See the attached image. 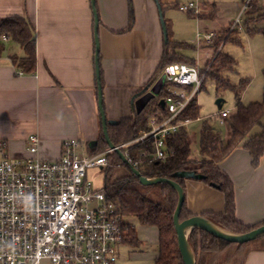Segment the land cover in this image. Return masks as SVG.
Wrapping results in <instances>:
<instances>
[{"label": "crops", "instance_id": "crops-1", "mask_svg": "<svg viewBox=\"0 0 264 264\" xmlns=\"http://www.w3.org/2000/svg\"><path fill=\"white\" fill-rule=\"evenodd\" d=\"M159 1L164 6L175 5L162 11L166 29L170 39L191 47L181 53L194 61L189 65L200 70H204L219 49L235 60L224 51L229 41L242 49L246 46L250 57L258 55L264 48L262 34L248 35L244 25L235 28L238 42L222 41L217 50L218 39L204 40L209 33L219 38V33L232 26L239 16L241 20L245 18L244 10L249 0ZM256 1L264 13V0ZM94 3L99 20L98 59L105 114L108 120L130 118L136 114L131 99L151 83L163 53V32L156 2L94 0ZM188 3H194L196 9L186 13L178 9L179 5ZM130 10L132 28L120 33L129 24ZM11 16L26 17L34 27L36 68L32 74H19L10 57H22L24 53L16 43H5L0 56V139L5 142L8 156H27L26 139L30 134L39 137L37 155L43 160L58 159L61 143L66 139L78 140L88 155L101 153L93 152L101 123L91 0H0V18ZM262 23L264 21L259 24ZM256 25L253 26L256 30H264ZM256 35L262 39L254 38ZM192 51L198 58L202 57L203 66L198 58L196 61L188 55ZM249 84L250 81L247 87ZM233 112L234 108L228 115ZM190 122H184L182 127ZM257 127L255 134L261 131V126ZM228 137L229 131L225 138ZM249 137L219 164L234 185L236 218L247 226L264 219V156L256 167L253 166L249 152L243 147ZM187 140L191 147L194 139L188 133ZM191 158L199 160V149L197 155L191 154ZM184 187L186 205L193 215L223 211L224 197L218 189L196 179H186ZM137 226L139 230L134 229L139 245L135 247L124 241L118 249V260L122 247L137 250L144 242H149L156 246V250L149 254L154 263L158 255V231L155 227ZM241 264H264V249L250 250Z\"/></svg>", "mask_w": 264, "mask_h": 264}, {"label": "trees", "instance_id": "trees-1", "mask_svg": "<svg viewBox=\"0 0 264 264\" xmlns=\"http://www.w3.org/2000/svg\"><path fill=\"white\" fill-rule=\"evenodd\" d=\"M155 1L160 5L162 11L168 7H175L173 4L164 6L159 0ZM244 16L243 25L246 33L251 35L259 32L264 40V30L258 31L253 27L264 21V13L261 12L260 5L256 0L248 1ZM129 19L128 26L120 33L130 31L132 28L131 10ZM225 31L227 30L223 31L224 34ZM167 32L168 41L163 45V53L151 82L155 80L159 72L169 67L178 64H194L193 60L181 53L183 49H190L191 47L173 41L170 39L168 28ZM237 33V29L233 30L225 41L234 40L238 42V38L235 37ZM2 36L6 37V42L19 45L24 53L22 57L16 55L10 57L15 69L22 74L34 73L36 68L35 30L31 22L26 17L20 16L0 18V56L5 50L6 43L1 40ZM219 41L216 42V50L221 44ZM235 65V60L219 49L205 74L200 90L204 88L205 80L209 78L213 82L216 94L224 90L231 91L234 95V112L225 120L229 128V137L226 140H223L221 133L207 121L202 122L198 140L199 160L191 158V150L184 127H180L176 133L165 140L164 144L168 156L164 160L155 159V141L151 138L120 149L121 153L128 159L129 164H125L116 152L107 156L108 164L105 167L106 175L103 185L105 198L115 206L117 212L127 221L128 218H134L140 226L157 229L158 255L153 264H183L178 251L173 224V214L178 200L177 193L170 185L164 183L142 185L138 177L132 174L130 167H134L142 177L147 179L166 178L173 180L183 190L186 179L173 175L182 171H200L204 176L201 181L218 189L224 197V209L221 213L209 212L205 213L203 217L220 228L235 234H244L264 225V219L250 226L237 220L233 182L219 168V164L231 154L255 126H261V131L250 136L243 147L249 152L255 167L264 156V72L262 100L244 105L241 102V95L249 80L240 79L238 84H232L229 77L225 75V73L232 71ZM169 86L171 84L165 81L158 96L152 99L139 114L107 125L108 137L114 146L119 147L138 138L140 131L147 128L148 120L151 117L165 118L168 116L167 109L165 106L162 107L159 102L166 98ZM186 89L188 90L187 87ZM198 117L199 106L194 97L175 121L187 122ZM107 149L108 145L100 125L99 136L93 152L98 153ZM117 167H126L130 172L128 175L112 181L111 174ZM192 216L193 214L188 210L185 200L179 214V220L184 221ZM124 241L135 247L139 245L135 229L126 234ZM187 242L193 252L196 264H241L250 250L264 249V237L237 244L216 238L200 229L191 230Z\"/></svg>", "mask_w": 264, "mask_h": 264}, {"label": "built area", "instance_id": "built-area-1", "mask_svg": "<svg viewBox=\"0 0 264 264\" xmlns=\"http://www.w3.org/2000/svg\"><path fill=\"white\" fill-rule=\"evenodd\" d=\"M178 9L186 13L196 6L188 3ZM240 23L239 16L229 29ZM215 38L213 33L204 36L206 42ZM1 40L7 41L5 36ZM208 68L178 64L166 69L171 84L163 99L168 116L151 117L138 138L117 148L151 138L155 159L164 160V142L183 126L175 119L200 91ZM228 116L221 111L220 123ZM39 144V137L30 134L27 156L12 158L0 139V264H116L118 249L135 226L106 200L103 188L95 189L87 179L88 169L107 166L113 150L78 156L82 144L66 139L60 157L49 161L38 157Z\"/></svg>", "mask_w": 264, "mask_h": 264}, {"label": "rangeland", "instance_id": "rangeland-1", "mask_svg": "<svg viewBox=\"0 0 264 264\" xmlns=\"http://www.w3.org/2000/svg\"><path fill=\"white\" fill-rule=\"evenodd\" d=\"M244 18L241 20V26L243 25ZM259 29L264 27V24H257L256 25ZM230 28V27H229ZM227 29L224 32L219 33V38L216 36V40L225 41L226 38L231 34L232 31L230 29ZM239 28V29H240ZM243 28V27H242ZM244 37V34L241 36ZM258 40L262 37L256 35ZM245 40V38H243ZM190 44V43H188ZM242 44L244 46V43L242 41ZM196 45V44H191ZM222 47V46H221ZM261 49V47H260ZM245 50V51H244ZM224 51L229 52L236 60V65L234 69L230 72L225 73L231 81L232 84H238L240 79H248L250 81L249 86L246 88L244 93L241 97V102L244 105H247L249 103L255 102V101H261L262 100V89H263V72H264V48L262 51L256 56H248L247 51L248 48L245 46L244 49H242L240 46L233 44L232 42H227ZM216 53V52H215ZM188 55L192 56L193 59L197 61V55L195 51L189 52ZM202 57L198 58V62L200 60V65L203 66L204 62L201 60ZM213 58V57H212ZM213 59H210L205 68L207 66H210ZM167 79L166 70H163L159 72L157 77L155 78L153 83L156 80H161V82L164 84V82ZM196 102L199 106V119L191 121L186 127V131L190 137H193L194 140L191 142V154L197 155L199 146H198V140H199V134H200V128L202 125V122L207 121L212 127H214L216 130H218L221 133V137L223 140H226V134L229 131L228 125L226 121L223 123H220L219 119L217 118V113L219 111H227L231 113L234 108V95L229 90L221 91L220 93L216 94L215 87L213 85V82L207 78L204 83V88L200 90L196 94ZM221 99V108L219 110V107L216 105V100ZM258 127L255 126L248 135H254L256 132V129ZM191 140V138H190ZM195 141V142H193ZM76 154L78 156H87L88 153L86 149L83 147H80L76 150ZM129 174V170L126 167H117L113 170L111 174V180L115 181L117 179H120L126 175ZM106 170L105 168H92L87 170V179L92 183L93 187L95 189H102L104 185ZM128 220L134 224L136 230H139V227L137 226V223L134 218H128ZM156 250V246L154 244H150L149 242H144L143 245L139 249H133L130 247H122L120 249V258L117 261L116 264H152L153 260L150 258V255L152 252ZM144 253V255H143ZM42 264H47V262H43Z\"/></svg>", "mask_w": 264, "mask_h": 264}, {"label": "water", "instance_id": "water-1", "mask_svg": "<svg viewBox=\"0 0 264 264\" xmlns=\"http://www.w3.org/2000/svg\"><path fill=\"white\" fill-rule=\"evenodd\" d=\"M91 6L94 16L95 76L97 82V105H98L102 132L106 140V143L108 145V148L113 150V152L118 153L121 160L125 164H129L128 159L126 158L125 155L121 153L120 149L114 146V144L110 142L107 133V125L115 124L116 121L107 119L103 107V93H102V86L100 83V71H99V59H98L99 49H98L97 29L99 25V20H98L97 12L95 10L94 0H91ZM156 6L159 12L160 24L163 32V40L164 43H166L168 41L166 24L163 18L161 7L157 2H156ZM162 86L163 83L161 82V80H156L154 83L151 82L149 85L143 88V90H141L139 93L133 96V98L131 99V105L135 109L136 114H139L152 99L158 96ZM220 102L221 99L216 100V105L218 107L220 106ZM159 103L161 104L162 107H164V100L161 99ZM130 170L134 176L138 177L139 182L142 185L148 186L157 183H164L170 185L176 191L178 200L173 214V224L176 233L178 251L183 264H196L193 252L187 242V237L190 231L193 229L204 230L205 232L209 233L210 235L216 238H219L229 243H237V244L247 243L264 237V225L259 226L244 234H235L220 228L219 226L215 225L213 222H211L209 219L203 216L193 215L192 217L184 221H180L179 214L183 206V203L185 201V193L182 187L177 182L166 178H155V179L144 178L134 167H130ZM173 176L181 177L184 179H196V180H202L204 178V176L200 173V171H182L175 173Z\"/></svg>", "mask_w": 264, "mask_h": 264}]
</instances>
